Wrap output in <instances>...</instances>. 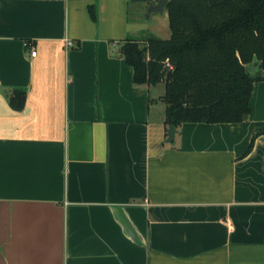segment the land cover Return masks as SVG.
Wrapping results in <instances>:
<instances>
[{
    "label": "crops",
    "instance_id": "1",
    "mask_svg": "<svg viewBox=\"0 0 264 264\" xmlns=\"http://www.w3.org/2000/svg\"><path fill=\"white\" fill-rule=\"evenodd\" d=\"M93 1L0 0V264H264V80L244 120L168 141L163 82L119 51L168 37L165 7L145 24L96 0L94 20Z\"/></svg>",
    "mask_w": 264,
    "mask_h": 264
},
{
    "label": "trees",
    "instance_id": "2",
    "mask_svg": "<svg viewBox=\"0 0 264 264\" xmlns=\"http://www.w3.org/2000/svg\"><path fill=\"white\" fill-rule=\"evenodd\" d=\"M165 10L168 37L121 41L119 51L133 69V81L149 86L163 82L168 125L244 120L253 82L264 80V0H167ZM88 11L97 20L96 0ZM252 62L261 74L246 68ZM25 93L21 87L12 89V108L23 107ZM261 132L264 128L254 135Z\"/></svg>",
    "mask_w": 264,
    "mask_h": 264
},
{
    "label": "rangeland",
    "instance_id": "3",
    "mask_svg": "<svg viewBox=\"0 0 264 264\" xmlns=\"http://www.w3.org/2000/svg\"><path fill=\"white\" fill-rule=\"evenodd\" d=\"M146 5H147V3L145 1H141V0L129 2V14L134 15L136 13L139 21H141V22H143L145 24L152 23V21H154V18H152V17H153V15H155V13H152V14L149 15V17H146L145 16ZM141 34L142 35H140L139 37L145 36V35L159 36L154 31H152V30H150L148 28H144V30L141 31ZM247 69L250 70L253 73H258V74L262 73L261 70L257 69V62L249 63L248 66H247ZM156 89L162 90L163 86L160 84V86H156ZM152 91H153V88H152Z\"/></svg>",
    "mask_w": 264,
    "mask_h": 264
},
{
    "label": "water",
    "instance_id": "4",
    "mask_svg": "<svg viewBox=\"0 0 264 264\" xmlns=\"http://www.w3.org/2000/svg\"><path fill=\"white\" fill-rule=\"evenodd\" d=\"M130 1H138V0H130ZM141 1H145L147 3L146 13H145L146 17H149V15L152 13L162 12L167 2V0H141ZM170 73H171V69H168L165 75V80L169 77ZM175 131H176L175 126L173 125L168 126V129H167V132H168L167 140L168 141H171L173 139Z\"/></svg>",
    "mask_w": 264,
    "mask_h": 264
},
{
    "label": "built area",
    "instance_id": "5",
    "mask_svg": "<svg viewBox=\"0 0 264 264\" xmlns=\"http://www.w3.org/2000/svg\"><path fill=\"white\" fill-rule=\"evenodd\" d=\"M26 44H28V43H26ZM65 44H66V45H71V44H72V41H71L70 39H67V40L65 41ZM35 53H36V50H35L34 47H32L31 50H30V54H31V55H35Z\"/></svg>",
    "mask_w": 264,
    "mask_h": 264
}]
</instances>
